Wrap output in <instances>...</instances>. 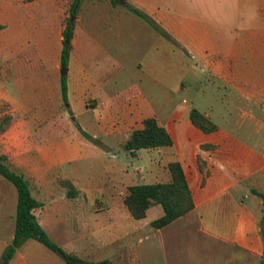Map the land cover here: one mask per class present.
I'll return each instance as SVG.
<instances>
[{"label": "crops", "instance_id": "crops-1", "mask_svg": "<svg viewBox=\"0 0 264 264\" xmlns=\"http://www.w3.org/2000/svg\"><path fill=\"white\" fill-rule=\"evenodd\" d=\"M71 1L0 0V102L14 117L0 135V155L27 178L31 195L42 203L34 210L38 223L45 231L63 235L60 223L86 220L98 198L104 197L109 205L113 199L105 197V192L120 196L130 179V169L118 168L103 179L109 184L106 188L78 166V160L88 159V150H94L83 133L96 140L101 132L123 148L131 132L143 127L144 119L155 117L171 136L172 146L132 154L123 150L138 161L132 170L135 181L129 186L167 182V166L172 162L183 169L194 207L154 229L162 235L164 253L176 256L172 264H186L177 255L190 257L193 251L215 258L209 264H259L264 251L260 233L264 203L252 190L264 194V0H231V15L238 21L229 27L217 25L212 45L206 34L210 26L197 17L195 3L189 8V0H123L115 7L108 0H82L72 20L63 101L60 54ZM126 5L148 15L171 40ZM47 14L52 15L50 20ZM166 41L212 69L208 72L215 85L223 89L221 103L248 117L250 128L233 122L229 130H223L214 123L216 131L203 133L189 120L193 128L187 124V132L194 138H184L178 122L162 121L149 97L157 90L150 88L152 77L146 72L164 62L152 48L167 47ZM89 112L98 114L93 122L87 118ZM57 178L70 180L79 196L65 202L55 198V191L65 194ZM78 207H85V212L77 211ZM157 214L158 219L163 210ZM142 220L136 236L144 232L143 226L151 227L152 221ZM65 233L74 237L71 229ZM19 249L9 264H58L38 247Z\"/></svg>", "mask_w": 264, "mask_h": 264}, {"label": "rangeland", "instance_id": "rangeland-1", "mask_svg": "<svg viewBox=\"0 0 264 264\" xmlns=\"http://www.w3.org/2000/svg\"><path fill=\"white\" fill-rule=\"evenodd\" d=\"M230 1L189 0V8H193L191 4L195 3V8L199 11L196 14L197 17L211 28L206 30L207 36L211 37V40L207 37V42L211 43V45L212 32L214 33L217 25L229 27L230 24L238 21L239 17L237 18L236 16L237 20H235V16L231 15ZM51 16L47 14L46 20H50ZM224 33L229 32L224 31ZM166 46L152 48L154 53L161 56L164 62L158 64L156 69L146 72L152 77L150 88L157 90L156 94L149 97L154 99L153 108L162 121L164 123L178 122L184 132V138H194L192 133L187 132L186 127L188 124L193 128L187 116L188 109L193 107L201 113L207 114L211 121L223 130H229L233 122H244V129H248L246 128L250 125L248 117L242 115L241 112L233 110L229 103H221L220 97L224 96L221 92L223 89L221 87L219 90L217 85H215L212 75L208 72L212 69L209 67L204 68L201 62L193 59L179 46L175 45L171 48L172 45L167 41ZM207 53H209L208 50ZM165 62L168 63L166 64ZM201 69L205 71L203 73L199 72ZM7 111V105L0 102V116L2 112ZM97 117V113H87L88 120L92 122ZM98 133L96 140L89 136L91 139L88 138V140L92 142L91 146H93L94 150H88L89 158L79 159L77 162L78 166L90 172L91 175L93 174L92 178L100 180V184L105 183L104 186L106 188L109 184L106 183L107 180L104 181L103 179L109 177L110 171L121 167L130 169L128 174L131 180L128 179L125 182V188L119 192L120 196H117L116 193L105 192V197H112L113 199V202H110L109 205L104 204V197L98 198L97 202L90 206V210L93 213L92 216L88 214L86 220L77 221L74 219L68 223H60L59 229L63 235L51 229L46 230L50 239L56 245L62 247L64 251L73 252L93 264H100L104 260H110L115 263L119 254L124 256L125 264H172L176 256L164 253V249L160 244L161 233L149 226H143L142 231L144 232H139L136 236L135 230L140 229L139 221L132 219L123 205L122 200L127 192V187L135 181L132 170L138 167L137 159L127 154L119 144L109 141L101 132ZM84 134L83 136L86 137ZM141 152L138 151V154H141ZM112 153H115V155ZM146 156L149 160V154ZM0 185L3 186L2 189L0 187V200L3 199L0 202V224L3 221L4 225V229L0 230L1 261L6 242L9 244L12 239L17 196L14 186L2 177H0ZM58 188L64 192V189L60 186ZM54 193L55 198L60 197L64 202L68 200L64 193L60 194V196L57 195L58 192L55 191ZM80 208L78 207L77 211L82 210V212H85V207ZM69 209L67 207L65 210L69 211ZM158 210L162 211L160 206L149 209L146 218L142 221L150 222L157 219ZM262 220L263 217L260 220V227L264 230ZM49 224L55 225L53 223ZM66 229H71L74 237L65 236ZM140 237L141 241H139ZM30 246L45 250L49 257L56 260L58 264H66L59 255L34 240H27L19 250H28ZM135 252H137V256L134 260ZM192 253L190 257L187 255L183 257L177 255V257L179 259L183 258L186 264H209L215 262V258L213 259L212 256L209 259V257L200 254L201 252L193 251Z\"/></svg>", "mask_w": 264, "mask_h": 264}, {"label": "trees", "instance_id": "trees-1", "mask_svg": "<svg viewBox=\"0 0 264 264\" xmlns=\"http://www.w3.org/2000/svg\"><path fill=\"white\" fill-rule=\"evenodd\" d=\"M108 1L113 7L119 5V0ZM81 2L82 0L71 1L69 16L65 21L62 31L60 65L63 71L61 79L63 101H66V75L64 72L67 69L70 57L74 29V22L70 18L77 15ZM126 7L130 12L147 22L161 36L171 40V37L148 15L130 5H126ZM13 118V115L10 113H1L0 135L9 129ZM189 120L193 126L203 133H211L217 129V126L211 121L210 117L193 107L189 110ZM84 135L91 139L88 135ZM172 144L173 140L167 130L159 125L155 117H148L143 120V127L141 129L131 132L129 139L123 144V149L132 154L136 150L168 147L172 146ZM202 147L206 148L207 146ZM167 168L170 175L167 182L131 185L127 188V192L123 198L125 208L131 218L136 221L144 219L150 207L155 205L161 206L163 210L162 216L150 223L153 229H161L167 226L179 217L189 213L194 207L193 198L181 165L178 162H172L168 164ZM0 177L14 186L17 195L13 238L10 244L5 247L0 264H9L17 250L29 239L39 242L59 255L66 264H93L74 253L64 251L62 247L52 242L34 215V210L41 207L42 203L31 195L27 178L23 174L12 170L7 157L4 155H0ZM57 184L64 189L66 198L75 199L79 196V191L70 180L58 179ZM252 193L258 196L264 203V194L262 192L252 190ZM262 223L264 224V213ZM263 232V228L260 227V233L264 242ZM100 264H125V259L124 256H120L119 254L115 263L110 260H104ZM259 264H264V251Z\"/></svg>", "mask_w": 264, "mask_h": 264}, {"label": "water", "instance_id": "water-1", "mask_svg": "<svg viewBox=\"0 0 264 264\" xmlns=\"http://www.w3.org/2000/svg\"><path fill=\"white\" fill-rule=\"evenodd\" d=\"M119 3L120 4H123V0H119ZM70 20L72 21L73 20V17H71Z\"/></svg>", "mask_w": 264, "mask_h": 264}]
</instances>
